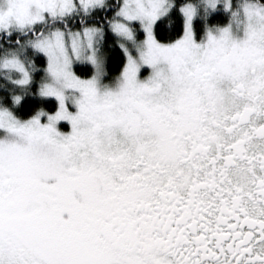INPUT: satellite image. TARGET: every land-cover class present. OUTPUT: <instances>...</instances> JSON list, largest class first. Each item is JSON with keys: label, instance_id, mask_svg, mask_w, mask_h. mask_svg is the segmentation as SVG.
<instances>
[{"label": "snow or ice", "instance_id": "obj_1", "mask_svg": "<svg viewBox=\"0 0 264 264\" xmlns=\"http://www.w3.org/2000/svg\"><path fill=\"white\" fill-rule=\"evenodd\" d=\"M0 264H264V0H0Z\"/></svg>", "mask_w": 264, "mask_h": 264}]
</instances>
